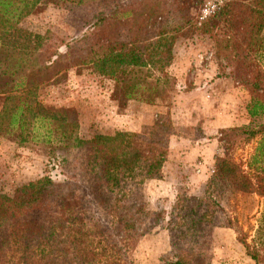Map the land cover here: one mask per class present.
I'll return each instance as SVG.
<instances>
[{
    "label": "rangeland",
    "instance_id": "1",
    "mask_svg": "<svg viewBox=\"0 0 264 264\" xmlns=\"http://www.w3.org/2000/svg\"><path fill=\"white\" fill-rule=\"evenodd\" d=\"M228 2L231 0H224L218 8ZM213 4L215 0H89L83 4L45 0L29 16L25 14L30 8L21 5L19 12L24 16L17 21L18 26L31 35L43 36L44 46L39 52L8 56L0 51L4 60L0 73L7 71L0 74V112L5 92L16 91L18 97L11 106L17 105L21 96L35 95H30L31 99L44 109L64 114L82 139L123 130L153 134L167 143V161L159 176L145 182L143 212L132 218L139 228L123 244L113 231L108 240L112 245L105 244V261L173 264L177 256H183L201 264H256L245 242L254 245L264 214V196L238 193L228 185L212 193L216 197L212 200L217 199L224 210L218 213L222 223L204 224L202 236L194 245L190 246L188 238H178L172 246V232L181 236L187 231L177 226L187 220V215L204 214L208 205L210 212L214 210L209 204L212 190L208 187L214 171L201 178L192 167L176 173L168 162L171 147L207 148L210 161L215 163L225 153L246 169L259 141H246L230 130L253 124L248 115L251 91L234 73L242 65L240 72L250 74L259 68L264 75V27L259 36L263 47L259 52L249 51L242 43V34L220 31L216 21L206 26L220 10L213 12ZM162 33L171 38L167 49L173 61L165 68L171 80L167 93L152 103L146 100L151 97L144 90L138 97L124 100L115 91L114 79L101 75L91 64L93 57L108 48L120 43L146 46ZM236 38L242 51L234 50ZM239 56L240 60L235 58ZM128 77L145 88L158 85V80L159 86H165L163 75L149 68L134 70ZM261 120L264 124V117ZM57 134L54 123H37L23 135L19 129L0 135L1 192L12 194L45 176L64 187L70 184L69 188L87 179L82 153L58 143L54 139ZM49 135L53 142L46 143ZM259 262L264 264V248Z\"/></svg>",
    "mask_w": 264,
    "mask_h": 264
},
{
    "label": "trees",
    "instance_id": "2",
    "mask_svg": "<svg viewBox=\"0 0 264 264\" xmlns=\"http://www.w3.org/2000/svg\"><path fill=\"white\" fill-rule=\"evenodd\" d=\"M44 1L0 0L3 12L0 13V41L7 56L8 53L39 52L44 46L43 36L31 35L17 23L24 16L19 12L21 5L30 8L25 14L29 16ZM64 1L83 4L89 0ZM239 1L231 0L220 6L219 13L215 12L213 19L205 24L208 26L216 21V26H220L218 30H229L230 35L242 34V43L248 46L246 49L259 52L263 47L259 36L264 27V0H242L240 6ZM165 35L167 33H162L160 38L146 46L120 43L102 55L97 54L90 60L91 64L101 75L114 79L115 91L124 100L134 99L140 95V90H144L151 97L146 100L152 103L167 93L171 80L165 72L173 61V54L167 49L171 38ZM242 49L236 38L234 50ZM240 57L235 58L240 60ZM241 66L238 65L239 72L234 76L251 91L248 115L253 124L242 129L233 128L230 133L244 136L246 141L257 138L259 141L246 169L244 165L231 161L225 153L223 158L216 159L214 174L208 183L209 190H212L209 204L214 210L210 212L208 205L206 213L187 215L183 223L175 222L187 231L179 237L172 232L173 247L178 238H188L192 241L190 246L194 245L202 236L204 224L222 223L218 213H224V210L217 199L212 200L215 197L213 191L228 185L238 193L264 196V124L261 120L264 117V75L259 68L250 74L240 72ZM145 68L160 72L165 86H159L161 80H158V85L148 84L145 88L136 79L128 77L134 70ZM0 74L5 75L7 71ZM5 94L0 112V135L17 129L23 135L31 124L47 123L51 126L54 123L58 132L54 139L82 153L87 179L69 188L70 184L64 187L45 176L18 187L12 194L0 191V264H120L118 260L105 261L108 253L105 244L112 245L108 240L113 231L123 244L139 228L132 218L143 212L145 182L159 176L167 161V143L157 140L153 134L124 131L82 139L75 134V127L67 123L64 114L44 109L42 104L31 99L35 95L21 96L13 107L10 103L17 100L16 91ZM45 140L46 143L53 142L51 135ZM215 209H218L217 213ZM245 244L248 255L260 264L259 253L264 248V214L254 245ZM176 259L173 264H201L197 259L183 256Z\"/></svg>",
    "mask_w": 264,
    "mask_h": 264
},
{
    "label": "crops",
    "instance_id": "3",
    "mask_svg": "<svg viewBox=\"0 0 264 264\" xmlns=\"http://www.w3.org/2000/svg\"><path fill=\"white\" fill-rule=\"evenodd\" d=\"M2 50V45L0 41V51ZM1 53L0 52V67L4 65V60L1 58ZM3 57V56H2ZM123 131V130H119ZM192 149V148H191ZM207 148H197V149H192V150H186L180 147H171L170 155L168 162L170 165L174 168V171H178V173H184L182 170H187L188 167H192V171L198 175L199 178L205 176L207 172H212L214 171L215 168V162L214 160L210 161L211 158L208 156ZM217 152V148H216ZM214 153V152H213ZM212 159L214 158L215 154H212ZM202 159V162L200 161ZM175 161V162H174ZM208 163L209 167L206 166ZM209 172V174H210ZM175 173V174H176ZM208 174V175H209Z\"/></svg>",
    "mask_w": 264,
    "mask_h": 264
},
{
    "label": "built area",
    "instance_id": "4",
    "mask_svg": "<svg viewBox=\"0 0 264 264\" xmlns=\"http://www.w3.org/2000/svg\"><path fill=\"white\" fill-rule=\"evenodd\" d=\"M223 3H224V0H215V4L212 5L213 12H215L218 6L222 5ZM206 12H208V10Z\"/></svg>",
    "mask_w": 264,
    "mask_h": 264
}]
</instances>
